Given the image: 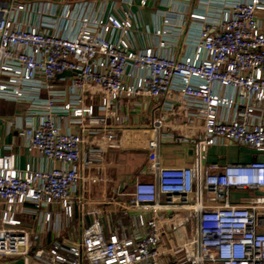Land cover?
<instances>
[{
  "label": "built area",
  "instance_id": "obj_1",
  "mask_svg": "<svg viewBox=\"0 0 264 264\" xmlns=\"http://www.w3.org/2000/svg\"><path fill=\"white\" fill-rule=\"evenodd\" d=\"M214 1L222 8L191 14L199 30L181 58L168 11L151 46L136 49L129 9L81 14L68 35L49 17L27 26L26 5L0 1V101L18 106L16 133L32 156L23 170L0 156V264H264V162H208L224 142L264 152V0ZM136 99L162 104L155 127L188 145L193 162L162 167L154 154L142 172L150 180L118 184L85 212L79 188L101 182L124 143L120 105Z\"/></svg>",
  "mask_w": 264,
  "mask_h": 264
},
{
  "label": "crops",
  "instance_id": "obj_2",
  "mask_svg": "<svg viewBox=\"0 0 264 264\" xmlns=\"http://www.w3.org/2000/svg\"><path fill=\"white\" fill-rule=\"evenodd\" d=\"M2 2H14L26 5V10L20 14V18L26 22L27 26L40 24L41 17H49L52 20L58 19L62 23V33L72 35L77 30V19L81 14L92 13L95 15L116 14L123 16V9H129L133 14V35L131 38L132 46L136 49L148 48L152 44V32L159 26L160 18L157 13L168 11L179 23L181 37L176 47V56L183 57L186 50V40L192 31L199 28L191 19V14H205L222 8L221 4H211V0H185V13L180 20V12L183 0H148L146 6H142L143 0H0ZM222 1V0H219ZM223 8L231 1L224 0ZM131 2V3H130ZM32 6V10H30ZM36 9V11H35ZM37 11L41 13H37ZM68 16L66 18V13ZM31 20V21H30ZM63 20V21H61ZM162 104L149 99L124 100L119 108V124L117 131L124 137L122 148L110 151L106 156L104 171L100 175L101 182L97 184L82 183L79 188V195L85 198L83 210H93L100 207L109 193L116 185L133 183L139 176L143 180H150V177L143 175L152 161L154 154L158 155L160 165L168 168H178L189 166L188 155L191 148L183 143L174 142L168 133L155 127L158 115L162 116ZM19 108L14 103L0 101V156L10 157L14 168L23 170L32 161L31 154L28 153L25 143L16 133L15 116ZM248 148L231 144L219 143L208 151L209 163H248L253 160L264 162V155L260 156ZM35 165L46 167V162L41 159L33 158ZM52 166V164H48ZM85 176L87 172L84 173ZM239 192L233 194L234 201H237ZM105 204V203H104ZM0 211L3 203L0 201ZM79 207V209H78ZM82 207L77 204L75 216L81 218ZM104 211H113L103 205ZM85 224L91 222L86 217ZM63 217L62 223L65 224ZM23 226L28 230L32 229L35 233L40 232V227H32L30 218L23 219ZM55 228V226H54ZM57 228V227H56ZM69 230H64L61 235L65 236ZM41 235V234H40ZM57 235L56 229H52L42 239V246L49 245Z\"/></svg>",
  "mask_w": 264,
  "mask_h": 264
},
{
  "label": "rangeland",
  "instance_id": "obj_3",
  "mask_svg": "<svg viewBox=\"0 0 264 264\" xmlns=\"http://www.w3.org/2000/svg\"><path fill=\"white\" fill-rule=\"evenodd\" d=\"M158 117H161L160 116V114L158 115ZM187 146V145H186ZM249 150H251V149H249ZM251 151H253V150H251ZM253 152H255V151H253ZM258 154V153H257ZM260 156H263L264 155V153H262V154H259ZM108 193H109V198H112V197H115V193L113 192V189L111 190L110 188L108 189V190H106ZM106 207H107V205H106ZM0 208H1V205H0ZM78 209H79V207H78ZM98 218H101V215H98ZM73 225H75L76 227H77V231H78V234L80 233V228H79V226H78V224H77V222L76 221H74L73 222Z\"/></svg>",
  "mask_w": 264,
  "mask_h": 264
},
{
  "label": "water",
  "instance_id": "obj_4",
  "mask_svg": "<svg viewBox=\"0 0 264 264\" xmlns=\"http://www.w3.org/2000/svg\"><path fill=\"white\" fill-rule=\"evenodd\" d=\"M71 75H72L71 72H65V73L62 74L60 77H61V78H63V77H70ZM188 162H189V163H192V162H193V150H192V149L189 151Z\"/></svg>",
  "mask_w": 264,
  "mask_h": 264
}]
</instances>
